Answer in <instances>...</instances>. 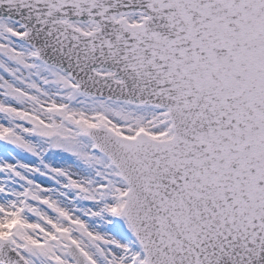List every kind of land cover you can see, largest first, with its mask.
I'll return each instance as SVG.
<instances>
[{
	"label": "snow or ice",
	"instance_id": "6c2138e0",
	"mask_svg": "<svg viewBox=\"0 0 264 264\" xmlns=\"http://www.w3.org/2000/svg\"><path fill=\"white\" fill-rule=\"evenodd\" d=\"M0 264H264V0H0Z\"/></svg>",
	"mask_w": 264,
	"mask_h": 264
}]
</instances>
